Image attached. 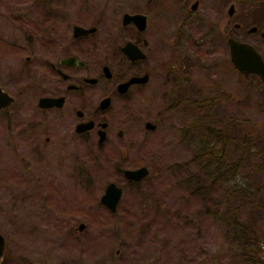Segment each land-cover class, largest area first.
<instances>
[{
    "label": "rangeland",
    "instance_id": "rangeland-1",
    "mask_svg": "<svg viewBox=\"0 0 264 264\" xmlns=\"http://www.w3.org/2000/svg\"><path fill=\"white\" fill-rule=\"evenodd\" d=\"M34 1L37 0H0V84L15 96L14 103L0 112V231L7 240L16 242L20 251L23 243L35 242L43 231L51 238L61 235V227L37 228L21 222L29 219L24 217V211L38 209L42 203L75 210L76 221H83L87 227L82 233L72 230V234L80 237L83 247L86 243L91 246L94 264L105 262L103 258L96 259L98 253H113L116 249L118 264H232L236 249L232 233H236L238 220L259 242L261 251L256 255V264H264V83L258 76L245 73L249 74L245 79L238 78L237 69L226 61L225 45L211 52L201 49L202 109L196 111L188 104L189 111L177 107L169 111L162 96L141 103L131 100L125 107V123L131 121L126 135L116 137V128L124 124L111 111L109 141L101 147L76 142L73 155L66 157V162L75 157V180L71 183L67 178L63 183L62 176L67 177L68 168L65 174L61 171L63 164L54 159L58 158L57 150L48 155L40 148H30V162L20 158L27 155L21 127L35 119L33 102L22 93L25 78L20 18L23 12L35 10ZM232 1L236 19L243 24L237 38L252 44L264 59V39L244 32L252 24L259 29L264 26V2ZM76 12L61 20L62 26L89 22ZM93 40L97 43L100 37L96 35ZM92 52L96 58L105 53L103 46ZM169 54L181 57L185 51ZM42 116H36V123L59 121L56 113ZM144 118L158 123L145 136L141 135ZM8 119L12 137L5 127ZM237 119L259 136L254 139L250 134L249 156L244 157L240 148L242 159L236 166L237 151L233 149L234 142H229L230 152L220 162L214 181L216 172L212 164L204 165L198 156L199 146L212 141L213 130L232 135ZM131 139L134 142L126 147ZM121 155L125 160L118 162ZM136 165H146L148 174L137 183H128L120 168ZM86 176L90 178L87 181ZM109 181L123 187L113 213L99 199ZM42 188L53 193L43 195ZM238 193L244 197L239 204ZM253 199L259 205H252ZM37 219L35 214L33 221Z\"/></svg>",
    "mask_w": 264,
    "mask_h": 264
},
{
    "label": "flooded vegetation",
    "instance_id": "flooded-vegetation-1",
    "mask_svg": "<svg viewBox=\"0 0 264 264\" xmlns=\"http://www.w3.org/2000/svg\"><path fill=\"white\" fill-rule=\"evenodd\" d=\"M32 4L35 10L23 12L20 18L21 68L25 78L22 93L33 102L35 119L29 126L21 127L27 155L20 158L30 162V148L33 151L40 148L48 155L57 150L61 159L53 157L63 164L61 171L65 174L68 168L67 177L62 176L63 183L67 178L71 183L75 180V157L72 156L71 162H66V157L73 155L76 142L85 147L94 143L101 147L109 141L111 111L116 112L118 121L124 124L116 128V137L126 135L131 121L128 119L125 123V107L131 100L141 103L162 96L167 102L165 109L169 111L174 107L189 111L188 104L196 111L202 109L201 49L211 52L225 45L226 61L236 69L230 60L228 40L244 41L237 38L243 24L236 19L232 0H37ZM77 10L89 22L62 26L61 20L74 16ZM74 25L91 29L76 34ZM263 31L264 26L259 29L256 24L244 29L245 33L261 39H264ZM96 35L100 37L97 43L93 40ZM99 46H103L105 53L96 58L92 51ZM189 49L192 50L188 54ZM174 50L185 51V54L173 57L169 53ZM131 77L138 80L122 85ZM0 86L11 94L3 84ZM11 95L13 104L15 96ZM42 97L52 101L39 105ZM104 98H107L106 104L101 106ZM47 113H56L59 121L36 123V116ZM157 124L155 119L144 118L141 135L155 130ZM5 127L12 137L9 119ZM131 142L134 141L131 139L125 146L130 147ZM124 160L125 155H121L118 162ZM123 168H120L121 173ZM145 176L138 180L124 177L128 183H137ZM89 179L85 177L86 181ZM42 191L43 195L53 193L48 189ZM102 205L111 213L116 210ZM24 214L29 219L21 220L22 223L37 228L61 227V235L51 238L43 231L39 241L36 238L35 242L23 243L19 251V245L10 243L7 235L0 231L3 238L0 264H94L91 246L86 243L83 247L80 237L72 234V230L82 233L87 227L83 221H76L75 210L41 203L38 209L30 208ZM35 214L39 219L33 221ZM98 258L105 259L104 264H118L119 250L98 253Z\"/></svg>",
    "mask_w": 264,
    "mask_h": 264
},
{
    "label": "trees",
    "instance_id": "trees-1",
    "mask_svg": "<svg viewBox=\"0 0 264 264\" xmlns=\"http://www.w3.org/2000/svg\"><path fill=\"white\" fill-rule=\"evenodd\" d=\"M236 74L238 78L240 77L241 79H245V77H247L250 73L245 74L236 70ZM221 131L220 129L213 130L212 141H210L209 144L202 143L199 146L198 153V156L202 158L204 165H213L212 168L214 173L216 172L212 178L214 181H217L218 174L220 172V162L222 160L224 162V158L227 154H229L228 152H230L228 143L234 142L233 149L234 151H237L238 156V161L235 160L234 162V165L236 166L237 162L239 164L242 159V156L239 157L240 152H238L240 148L241 150H244L242 153L244 157H247V155L249 156L248 149L251 147L249 146L251 139L250 134H253L254 139L259 136L258 133H256L257 131H252L251 128L243 125L240 119H237L234 131L231 133L232 135L228 136V133H223V131ZM226 143L228 145L227 150L229 151L226 150ZM220 145L221 147L218 148ZM230 163L231 162H229V164ZM239 199H242L244 202V197H239L238 193V204ZM252 205H259V202H255L253 199ZM234 227L236 233H232V237L235 240L236 249L231 257L232 264H256L259 259L256 255H258V252L261 251L259 242L253 237L252 231H250L249 227H247V225L243 222L236 220Z\"/></svg>",
    "mask_w": 264,
    "mask_h": 264
},
{
    "label": "water",
    "instance_id": "water-1",
    "mask_svg": "<svg viewBox=\"0 0 264 264\" xmlns=\"http://www.w3.org/2000/svg\"><path fill=\"white\" fill-rule=\"evenodd\" d=\"M135 16H131V18H134ZM252 29L254 27H251ZM91 28H85L79 25H74L73 30L74 33H86ZM264 31L262 32V34ZM229 56L232 64L235 66V68L243 73H253L258 76V78L264 83V60L262 59L260 53L256 50L254 46L251 44L236 40V39H229ZM134 80H138L137 77H131L128 79L127 82H125L122 85H126L129 82H132ZM14 100V97L9 94L2 86H0V109H4L8 107L12 101ZM52 101L51 98L42 97L39 98L38 104L43 105L46 104V102ZM107 101V98H104L100 105L105 106ZM151 124L147 123V126H150ZM101 139V136L99 137ZM148 172V169L145 165H140L138 167L134 168H123L122 173L123 175L132 180H138L145 176ZM122 194V187L120 185H117L113 181H109L100 195V202L104 205H106L109 210L114 211L118 201L120 199V196ZM3 245V238L0 235V252Z\"/></svg>",
    "mask_w": 264,
    "mask_h": 264
}]
</instances>
